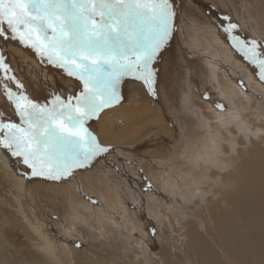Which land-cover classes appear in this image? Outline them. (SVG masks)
Wrapping results in <instances>:
<instances>
[{
	"label": "bare ground",
	"instance_id": "bare-ground-1",
	"mask_svg": "<svg viewBox=\"0 0 264 264\" xmlns=\"http://www.w3.org/2000/svg\"><path fill=\"white\" fill-rule=\"evenodd\" d=\"M210 1L264 38V0ZM170 3L173 33L157 60L163 73L155 76L156 99L149 100L145 86L126 82L120 101L85 125L108 152L57 180L31 175L20 157L0 148V264H264V81L216 30L226 19L213 6ZM0 47L25 83L17 89L6 78L16 75L0 70V122L20 124L6 86L45 103L47 96L64 93L68 101L83 91L32 47L28 52L4 38ZM236 77L251 80L250 91ZM199 111L207 130L182 133ZM218 112L239 118L246 132L219 122ZM113 165L121 170L114 173Z\"/></svg>",
	"mask_w": 264,
	"mask_h": 264
},
{
	"label": "snow or ice",
	"instance_id": "snow-or-ice-1",
	"mask_svg": "<svg viewBox=\"0 0 264 264\" xmlns=\"http://www.w3.org/2000/svg\"><path fill=\"white\" fill-rule=\"evenodd\" d=\"M174 16L170 0H0V38L32 47L83 85L75 104L71 97L65 103L57 96L51 108L6 86L20 124L0 122V148L20 157L33 176L67 179L75 169L91 166L109 149L86 123L120 101L125 77L154 93L152 65L169 42ZM236 27L225 28L232 47L264 81V45L232 36ZM0 70L9 71L3 57ZM6 78L23 87L14 77Z\"/></svg>",
	"mask_w": 264,
	"mask_h": 264
},
{
	"label": "rangeland",
	"instance_id": "rangeland-1",
	"mask_svg": "<svg viewBox=\"0 0 264 264\" xmlns=\"http://www.w3.org/2000/svg\"><path fill=\"white\" fill-rule=\"evenodd\" d=\"M203 2L204 3H206V4H208L210 7H212L213 9L215 8V10H216V12H218L217 14H219L222 18H227L226 19V21H225V25L224 24H220V23H215V27H216V30H217V27H218V32H220V33H222L223 34V36L225 37V41L227 42V45L228 46H232V44H233V41L230 39V36H229V33H226L225 32V29L224 28H227L228 27V25L229 24H235V25H237V27L235 28V29H233L232 30V36H239L240 37V39H242V40H245L246 42H250V41H253L254 40V38H256V37H253L252 35H250V33H248L246 30L249 28L248 26H243L242 25V23H239L240 22V20H239V22H238V19H236V17L232 14V12L230 13L228 10H219L218 11V7H217V5H216V1H210V0H203ZM212 2V3H211ZM210 3V4H209ZM215 3V4H214ZM216 6V7H215ZM238 12H240V10L238 9ZM230 14H232V16L230 15ZM224 16V17H223ZM97 18V19H96ZM95 19L96 20H99V17H96ZM217 22V21H216ZM211 25V24H210ZM218 25V26H217ZM240 25L241 26H243V27H240ZM221 26H224L223 28H220ZM246 28V29H245ZM238 29V30H237ZM240 29H242V31L240 30ZM245 29V30H244ZM257 29V28H256ZM210 30L213 32V30L210 28ZM239 31V32H238ZM247 32V33H246ZM241 33V34H240ZM243 36V37H242ZM245 38V39H244ZM251 40H250V39ZM246 39H249L248 41L246 40ZM259 40V39H262L260 42H263L264 43V38H260L259 36H257V38H256V40ZM255 40V41H256ZM232 41V42H231ZM7 46V44L5 45L4 44V41H3V43H2V45H1V47L3 48V47H6ZM0 47V51L2 52V53H0V56L1 57H3L4 58V63L8 66V68L10 69V71H8L9 73L11 72V75H16V77H18V78H20V81H18L17 80V82H19L20 84H22V88H25V83H23L22 81H23V79L21 78V76H20V74H19V70L17 69V67H16V65H14L13 66V60H11L12 59V57H10L9 58V53L8 52H6V53H3L4 52V50L2 49ZM9 48V51L11 52V51H13V49H11L10 47H8ZM25 48H26V50L28 51V52H33L32 50H31V47H29V46H25ZM236 50V49H235ZM237 51V50H236ZM238 52V54H241V52H239V51H237ZM8 56V58H5L6 56ZM242 55V54H241ZM26 57H27V54H24V59H26ZM243 58H244V56H243ZM37 62L39 63V65L41 66V69L42 70H44V72L46 71V68L44 67L45 66V62L46 63H48L47 62V59H46V57H45V62L43 61V63H42V65H41V62H40V60L39 59H37ZM11 65H10V64ZM37 63V64H38ZM155 63V62H154ZM158 63V64H157ZM160 63V64H159ZM44 64V65H43ZM48 64H50V63H48ZM52 65V67L54 66H56V65H54V64H51ZM154 65V64H153ZM153 65H152V67H153ZM159 65V66H158ZM160 65H161V61H157L156 62V65H155V67H153L154 68V70H155V76L157 77V76H161L160 75V73L163 71L162 69H163V66L161 65V67H160ZM252 65V64H251ZM158 67V69L156 70L155 68H157ZM173 68H174V66H170V69L173 71ZM39 71L41 70L40 68H37ZM14 70V71H13ZM42 70L40 71V72H42ZM160 70V71H159ZM170 70V71H171ZM159 71V72H158ZM163 73V72H162ZM256 75H258L259 76V73L258 72H256ZM20 76V77H19ZM15 77V78H16ZM155 77V81H156V79L158 78H156ZM162 77V76H161ZM170 77V79L171 78H177L176 80H178L179 81V83L180 84H183V81H181L180 80V78H178V77H176V74L175 73H173V72H171V75L169 76ZM210 78H212V77H210ZM210 78H208V79H210ZM125 80H127V81H125ZM160 79H157V81H159ZM157 81L155 82L156 84H154V88L155 87H157V88H155L156 90L154 91V93H150L149 92V90L146 88V87H144L145 85L141 82V81H139V82H141V83H138V81L137 80H133V78H129V77H125L124 78V80L122 81L123 82V84H121L120 85V89H123V86H124V83H125V85H126V82H135V83H137L138 84V86H141V87H144L143 89H144V91H147L146 93H148L147 94V96H148V98H149V100L152 98V99H154L155 97H157V95H158V86H160L159 84H157ZM216 80H214V81H211V82H215ZM237 84H240L241 86H240V88L241 87H243L244 85L247 87V88H245L246 90H248V91H250V85H251V80L250 81H248L247 80V82L246 81H240L239 80V78L238 77H236L235 78V80H234ZM159 83V82H158ZM172 84V83H171ZM122 86V87H121ZM172 88L174 89V91H175V86L174 85H172ZM168 89V88H167ZM24 90V89H23ZM177 90L178 91H176V93H178V95L180 94V92H179V88H177ZM156 91H157V94H155L156 93ZM168 91H169V89H168ZM82 92V90L80 89V91H78V94H77V96H79V94ZM238 92H239V90H238ZM121 93H122V90H121ZM30 94V93H29ZM51 93H49V95H50ZM153 94H155V96H153ZM204 95H205V93H203ZM66 95L63 93L60 97H61V99L63 100V102L65 101V103H66V97H65ZM77 96H75V97H77ZM120 96H121V94H120ZM28 97H29V100H31V101H33V103H37L38 105H41V106H46L48 103V108H51L53 105L51 104V101L53 102L54 101V99L56 98V96L54 97V96H50V99H49V96H47V100L48 101H46L47 103H45L42 99L41 100H39V99H37V98H34L33 96H32V98L33 99H31V96L30 95H28ZM75 97H71L74 101H72V103L73 104H75ZM122 98V97H121ZM212 98H213V102H216V101H219V100H221V96L219 95L218 96V99L217 98H214L213 96H212ZM44 99H46V98H44ZM68 99V98H67ZM156 99V98H155ZM50 100V101H49ZM46 104V105H45ZM51 104V105H50ZM108 108V107H107ZM106 109V108H105ZM104 109V110H105ZM103 110V111H104ZM101 113H102V111H101ZM101 113H99V115L101 114ZM198 113V117H199V119L197 120H193V126H192V124L191 125H189L187 128H190L189 130H185V131H182V133H187L188 134V136H192V134L193 133H202V132H204V130H207V125H206V127H205V124L206 123H208V122H206L205 120H203V119H201L200 118V115L202 114V111L200 112H197ZM98 115V116H99ZM220 115H221V113L220 112H218V117H219V119L220 120H218L219 122H225V123H227L226 125H228L229 127L228 128H237L238 130H240V131H244V132H246V127H245V125L244 124H242L241 123V120L238 118H236V120L235 119H231V118H221L220 117ZM97 116V117H98ZM94 118H96V117H94ZM168 118H170L171 119V121H173V123H171V121H170V125H171V128H174V125H175V127H176V124H174V122H175V119L173 118V117H168ZM173 118V119H172ZM229 119V120H228ZM234 120V121H233ZM228 123H230L231 125H229ZM210 124H211V122H210ZM212 124H214L213 122H212ZM192 126V127H191ZM202 126V127H201ZM225 129L226 128H223V130H222V132H224L225 133ZM173 130V129H172ZM89 132H91V133H94V132H92L91 130H89ZM93 135H95V133L93 134ZM96 138H97V136H95ZM217 140H218V142L219 141H221V138L220 137H217L216 138ZM97 140H98V142H99V139L97 138ZM217 140H216V142H217ZM182 142H183V140H182ZM100 143V142H99ZM101 144V143H100ZM219 146V145H218ZM217 151H218V148L215 150V153H217ZM137 153V152H136ZM139 155V153H137V156ZM134 156H131V158H133ZM146 158H149L147 155L145 156V158L144 159H146ZM122 159V158H121ZM117 169V171L114 169ZM119 167V168H118ZM112 171L114 172V173H118L120 170H121V168H120V166H118V165H113L112 167ZM127 174V175H126ZM125 176H127V178L129 179V180H133V181H135L133 178H130L129 176L130 175H128V173H125ZM138 212L141 214L142 213V211L140 212L139 210H138ZM137 212V213H138ZM60 224H65V222L64 221H61L60 222Z\"/></svg>",
	"mask_w": 264,
	"mask_h": 264
}]
</instances>
